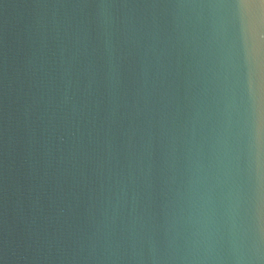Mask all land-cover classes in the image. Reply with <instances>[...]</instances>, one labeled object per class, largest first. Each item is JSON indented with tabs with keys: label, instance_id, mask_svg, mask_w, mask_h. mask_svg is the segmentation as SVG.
I'll return each mask as SVG.
<instances>
[{
	"label": "clouds",
	"instance_id": "1",
	"mask_svg": "<svg viewBox=\"0 0 264 264\" xmlns=\"http://www.w3.org/2000/svg\"><path fill=\"white\" fill-rule=\"evenodd\" d=\"M0 5V264H264V0Z\"/></svg>",
	"mask_w": 264,
	"mask_h": 264
},
{
	"label": "water",
	"instance_id": "2",
	"mask_svg": "<svg viewBox=\"0 0 264 264\" xmlns=\"http://www.w3.org/2000/svg\"><path fill=\"white\" fill-rule=\"evenodd\" d=\"M3 2L4 3H18L19 0H3ZM2 16H3V10H2V5H0V19H2ZM250 25H251L250 20L241 24V30H240L239 40H238L241 55H243L247 49L246 29Z\"/></svg>",
	"mask_w": 264,
	"mask_h": 264
}]
</instances>
